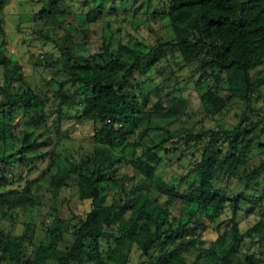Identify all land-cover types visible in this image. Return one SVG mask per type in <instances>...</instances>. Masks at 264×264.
<instances>
[{"label":"trees","instance_id":"1","mask_svg":"<svg viewBox=\"0 0 264 264\" xmlns=\"http://www.w3.org/2000/svg\"><path fill=\"white\" fill-rule=\"evenodd\" d=\"M5 1L0 0V7ZM96 1L79 0L81 9H87L86 27L73 19L71 10L67 14L60 9V0H50L52 9L36 13V20L59 32L52 40L57 54L41 62L47 84L55 83L50 96L27 81L16 57L0 50V186L10 184L16 165L40 153L37 166L42 167L41 177H48L45 192L56 200L48 212L54 225L45 227V238L37 244L30 224L18 233L0 226V264H262L264 214L247 231L249 246H259V252H250L237 218L246 200L243 191L219 185L222 179H236L246 190L264 175V159L249 164L243 157L255 139L264 149V121L249 130H242L241 124L255 114L254 100L264 99V0H158L166 8L168 38L149 41L131 35L126 42L122 29L112 31L111 21L102 23L99 38L93 39L90 25L99 17ZM94 42L98 45L92 52ZM169 55L183 59L180 69L189 67L191 76L184 85L174 73L159 71ZM148 69L160 73L161 81L145 91L142 78ZM191 82L206 116L236 101L243 111L239 123L231 130L165 128L164 139L144 146L138 133L141 122L149 123L150 111L180 116L192 110L184 94ZM79 95L87 100L82 113H64ZM71 118L75 124L89 122L93 130L89 147L69 158L55 145L71 136L72 125L61 123ZM191 146L200 154L190 160L192 177L184 196L168 182L154 190L157 167L170 163L175 154L178 162L194 157L196 153L188 151ZM122 163L132 173L119 172ZM33 183L28 181L24 189ZM106 184L113 190L110 199L103 195ZM72 189L82 207L64 222L59 208L72 199L65 195ZM14 193L19 194L16 189L0 192V211L10 219L15 211L40 207L48 199L41 194L12 200ZM227 203L230 225L223 230L220 222L207 239L209 225L222 216ZM65 233L72 240L62 249L58 241Z\"/></svg>","mask_w":264,"mask_h":264},{"label":"rangeland","instance_id":"2","mask_svg":"<svg viewBox=\"0 0 264 264\" xmlns=\"http://www.w3.org/2000/svg\"><path fill=\"white\" fill-rule=\"evenodd\" d=\"M50 0H6L4 5L0 7V50L1 54L7 57H16L21 65L24 77L32 86H39L43 91H46L48 96L51 95L49 88L55 86V83L51 82V86L48 81V73L46 68L41 65L43 61H51L57 54L55 49V44L52 40L59 36V32L51 28L49 24L43 25L42 21L36 20V13L44 8L46 11L52 9L53 6L49 4ZM60 9H63L67 14L71 10L73 15H68L74 20L77 19L79 23H82L86 27L85 19L87 9H81L79 0H60ZM95 5L99 8V17H96L94 22L91 23L90 29L93 34V39L99 38L101 34L102 23L105 21H111V29L113 32L117 33L118 29H122V40L123 42L130 41L131 35L143 37L145 40L149 41L156 36L158 38H168V33L166 31V25L168 23L167 14L165 13L166 8L161 7L158 4V0H97ZM167 6V5H166ZM68 20V18H67ZM75 24V21H72ZM66 23V21H65ZM63 23V24H65ZM55 26H53L54 28ZM153 31V32H152ZM61 33V32H60ZM62 35V34H60ZM76 35V34H75ZM154 36V37H153ZM117 34L115 35V40ZM80 40V37H78ZM76 40V39H75ZM91 46L90 51H94L98 45V42ZM76 49H84L83 46H75ZM87 54V51H82ZM55 54V55H54ZM184 65L183 59L181 57L172 58L170 55L166 60V65L164 73L177 75L180 80V84L184 85L185 79H189L191 76L189 67ZM155 69H148L146 74L142 79L145 81L144 87L148 89L149 85L152 83H158L161 81L160 73H155ZM149 76L151 79L149 80ZM149 77V78H148ZM148 79V80H146ZM264 80V79H261ZM2 82L1 70H0V84ZM173 83V81H172ZM184 89V94L192 110L188 114L183 115H168L165 112H159L156 114L154 111H150L152 107L148 105L146 112H149V123L141 122L140 132L138 133V138L143 137L141 141L145 144L144 146H152L159 143L162 139L166 137L165 128L171 130L179 127H192L195 126L196 130H207L209 128L218 129L219 127L233 129L240 121L243 111L240 109V105L234 101L228 103L224 109L216 114L206 116L202 111L201 104L199 103V97L197 91H195L193 82L187 85ZM68 88H72L67 85ZM75 87V86H74ZM261 97L264 98V88L262 89ZM86 99L77 96L75 101L64 107V113L69 116H74L75 114H81L82 110L86 104ZM263 102V104H262ZM255 114L251 115V119L243 121L242 130L255 129L262 124L264 121V99L256 103L254 100ZM257 115V116H255ZM260 115V116H258ZM54 117V115H53ZM1 118V114H0ZM145 120V119H144ZM51 123V121H50ZM64 127L71 126L72 129L69 131L70 137H63L60 139L59 143L55 142L56 150L62 155L76 157L78 153L84 151L90 145V135L93 128L89 122L84 124H75L73 118L70 120H64L61 122ZM54 130L51 132V136L55 138ZM205 133V132H204ZM207 135V134H205ZM245 135V134H244ZM252 135V133H251ZM208 136V135H207ZM240 141L244 140L242 138V133L239 135ZM250 149H247L243 157L251 163H258L259 160L264 159V149L258 148L256 145L257 139L254 140ZM53 145V146H54ZM184 148V146H182ZM2 145L0 144V152ZM196 147H189L188 151L195 152ZM128 156L130 157L131 152L126 150ZM194 157L187 155L183 160L176 161V156H171L170 163L160 164L155 173V179L151 187L155 190L158 185L163 182H168L170 185L174 186L176 189V194L182 197L187 189V184L191 180V161L199 157V152H195ZM9 154V152H8ZM159 154L164 156V150L160 151ZM40 153L35 155H29L26 163L16 165V171L9 174L11 178L10 184L5 187L0 186V192L7 191L8 189H16L19 194H11L12 200H17L18 198L26 199L29 197H35L37 195L44 194L48 198L45 200L44 205L40 207H30L27 210L19 209L13 214V219L7 215H3L0 211V226L9 230L14 231V233L21 232L23 228L30 224V232L34 235V242L37 244L45 238V227L53 224V217L48 215L50 207L55 205L56 200L52 197L49 199V195L45 192L47 188L48 177H41V165H38V160ZM17 158H12L16 160ZM119 172L122 173H132L130 167L124 165L123 163L118 166ZM34 181L30 190L24 189L27 182ZM104 186V197L105 199H110L112 194V189L109 185ZM220 188L222 190L230 189L232 192H242L246 200L241 202V209L237 215L239 220V225L241 232L245 236V244L250 252H259V246L255 245L250 247L249 245V234L248 229L256 223L260 217L264 214V175L257 177L252 183L251 187L244 190V186L241 182L236 179H232L227 182L226 179L220 181ZM24 190V191H23ZM74 189L66 191L65 195L69 196L68 202L64 201L62 208H59L60 217L64 222H67L73 213L79 212L82 207L78 204L74 198ZM58 201V200H57ZM58 206V204H57ZM87 206V205H86ZM250 209V211H249ZM231 215V210L228 203L222 216L210 224L208 232L205 233L207 239L210 238V233L214 234L211 228L216 227L220 222H224L221 228L224 230L230 225L228 218ZM64 224V223H63ZM54 225V224H53ZM62 225V224H61ZM72 240L69 234H64L63 238L58 241L59 248H65L69 245ZM246 247L242 250L246 251ZM250 247V248H249ZM133 261L137 262L136 253L133 255ZM264 264V262L262 263Z\"/></svg>","mask_w":264,"mask_h":264}]
</instances>
